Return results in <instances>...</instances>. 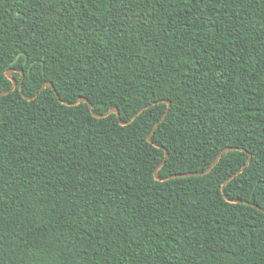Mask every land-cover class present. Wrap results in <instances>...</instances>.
Returning <instances> with one entry per match:
<instances>
[{"label": "trees", "instance_id": "16d2710c", "mask_svg": "<svg viewBox=\"0 0 264 264\" xmlns=\"http://www.w3.org/2000/svg\"><path fill=\"white\" fill-rule=\"evenodd\" d=\"M0 48V264H264V0H0Z\"/></svg>", "mask_w": 264, "mask_h": 264}, {"label": "snow or ice", "instance_id": "6c2138e0", "mask_svg": "<svg viewBox=\"0 0 264 264\" xmlns=\"http://www.w3.org/2000/svg\"><path fill=\"white\" fill-rule=\"evenodd\" d=\"M73 5L79 2V0H72ZM88 2H95V0H88ZM58 14L57 12H54L50 19L54 20L56 18V15ZM4 53L2 51V48H0V66L3 65L4 63ZM151 96L154 97V99L148 100L146 104H142L140 109H137L136 115L139 116L143 112H147L149 109H155L157 112L162 111V116L160 118V124H155L153 129L150 132L149 140L155 143L156 140H159L160 136L163 134V130L161 128V124L167 125L170 123V114H178V109L176 106L173 104V100L175 99L174 97L169 96L167 92H161L160 94H157L155 90L151 93ZM3 99L0 98V122L3 121ZM163 105V109H161L159 106ZM75 107V106H73ZM111 115V113H109ZM134 123V120L132 117H129L128 120H123L121 118V129H127L129 128L132 124ZM219 134V133H217ZM3 145L0 144V148H2ZM160 148H164V145L161 143L158 145ZM164 151L168 152V155L171 156V152L168 151L167 148H164ZM231 153V156L229 155ZM237 154L236 150L234 149V146L231 144H225L223 150L218 154L221 158H226V159H231L232 156H235ZM2 155V153H0ZM219 162V161H218ZM168 164V160L164 159L163 164L161 167L164 165ZM244 169L247 170V165L244 166ZM240 173L238 172L237 175ZM247 179H255V182L258 187L264 188V175H261L260 177H254V174ZM225 188H227V185H225ZM225 195H227V192H225Z\"/></svg>", "mask_w": 264, "mask_h": 264}, {"label": "water", "instance_id": "95a60500", "mask_svg": "<svg viewBox=\"0 0 264 264\" xmlns=\"http://www.w3.org/2000/svg\"><path fill=\"white\" fill-rule=\"evenodd\" d=\"M12 72H13V69H9V70L7 71V75H8V77H9L10 79H12V81H13V83H14V84H13V87H12V89H11V90H14V89L16 88V86H17V81H16V79L13 77ZM49 86H51V87L55 90L57 97L60 98V95H59V93L57 92V90H56L54 84H53L52 82H50V81L45 82L44 85L40 88V91H39V92H41L43 89H45L46 87H49ZM21 89H22V86H21ZM8 92H9V90H8V91H1V90H0V94H6V93H8ZM28 98H29V99H32L33 97H28ZM64 102L67 103V104H69V105L77 104V103H79V102H87V103L89 104L90 108L93 110V104L89 101V99H88L87 97H80V99H79L78 101H76V102H68V101H64ZM93 113H94L95 116H97V117H105V116L109 115V113H117L119 117L121 116L120 110H119V108H117V107L112 108L109 112H107V113H105V114H99V113H95V112H93ZM136 116H137V115L135 114V117H136ZM158 124H159V123H158ZM149 136H150V135H149ZM149 141H150V140H149ZM151 142H152V141H151ZM234 149H240V150L247 151L245 148H239V147H234ZM167 156H168V152H165V158H164V159H166ZM220 158H221V157L218 155L217 159H216L215 161H213V163H212V165L210 166V168L208 169V171H210V170L212 169V167H213V166L219 161ZM251 159H252V155L250 154V161H251ZM163 161H164V160H163ZM162 164H163V162L161 163V165H162ZM161 165H160V167H161ZM160 167H159V168H160ZM155 174H156V176L158 177V169L155 171ZM192 174H198V173H180V174H175V175H173V176H174V177H175V176H187V175H192ZM236 175H237V173H235L234 175H232L231 178H233V177L236 176ZM247 202L249 203V201H247ZM253 205L256 206V207H258V208H260V209H262L261 206L255 204V203H253Z\"/></svg>", "mask_w": 264, "mask_h": 264}]
</instances>
